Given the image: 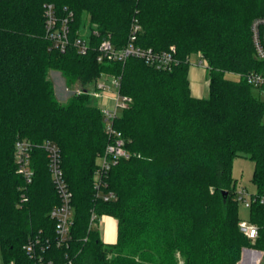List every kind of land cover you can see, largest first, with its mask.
I'll return each instance as SVG.
<instances>
[{
  "label": "trees",
  "instance_id": "obj_1",
  "mask_svg": "<svg viewBox=\"0 0 264 264\" xmlns=\"http://www.w3.org/2000/svg\"><path fill=\"white\" fill-rule=\"evenodd\" d=\"M49 3L58 15L73 13L71 38L87 23L86 55L50 49L43 36ZM256 19H264V0H0L3 264H31L22 250L31 236L54 239L48 212L58 198L45 153L36 147L45 141L59 149L74 212L68 246L47 250L56 264H237L243 247L264 251V201L249 208L257 234L250 245L238 226L231 177L233 158L243 155L254 163L256 194L264 192V103L235 76L264 70L252 41ZM134 20L139 31L133 44L157 52L174 47L176 66L156 70L136 58L96 61L103 38L117 49L126 45ZM192 54L206 67L205 98L190 94ZM49 70L60 71L68 85L113 74L119 93L130 99L114 121L129 157L104 177L101 192L112 194L107 201L96 197L93 181L95 159L108 143L100 110L87 94L59 103ZM17 140L34 146L29 185L17 173ZM105 215L117 222L112 245L97 229Z\"/></svg>",
  "mask_w": 264,
  "mask_h": 264
},
{
  "label": "built area",
  "instance_id": "obj_2",
  "mask_svg": "<svg viewBox=\"0 0 264 264\" xmlns=\"http://www.w3.org/2000/svg\"><path fill=\"white\" fill-rule=\"evenodd\" d=\"M44 18V39L49 43L50 49L64 53L68 48H73L78 55L84 56L90 48L87 37H83L77 32L71 38V24L73 13L66 11L64 15H58L53 4H46L43 8ZM139 26L134 20L130 26L126 45L117 49L109 38H103L97 48L96 61L123 63L128 58H136L145 65L156 70H169L178 64L175 57L174 47H170L166 52H157L151 48H140L133 44ZM252 41L256 58L264 61V19H256L251 24ZM92 35L96 36L95 30ZM204 63V62H203ZM199 65L203 66L201 62ZM205 68V64L203 66ZM242 78L252 88L264 90V70L251 71L246 74H235ZM89 96L98 101L103 120V131L108 138L103 153L98 158L97 168L93 175L96 197L107 201L112 198L111 193H102L101 186L104 177L107 176L110 168L118 159H127L128 152L124 149V139L119 131L114 128V121L120 112L127 106L130 99L119 93V78L102 79L95 85V89L89 92ZM110 105V106H109ZM44 151L47 156V169L50 175L53 189L58 198V204L53 206L48 212V217L54 222V239L41 238L34 235L28 238L23 244L22 250L31 264H56L54 258H47V250L51 244L56 248L67 247L70 240V227L73 222L72 194L63 177L61 168V158L57 145L50 141H45L36 146ZM34 146L26 140H17L14 144V159L17 173L23 178L25 185L32 181L33 171L30 167V157ZM235 199L238 204L249 209L255 203H263L264 192L261 194L249 193L244 188L236 189ZM97 218L91 215L90 226H95L94 220ZM239 229L250 240L256 238V227L249 221H239ZM66 258V256H65ZM8 264H14L9 262ZM64 264H72L66 260Z\"/></svg>",
  "mask_w": 264,
  "mask_h": 264
},
{
  "label": "rangeland",
  "instance_id": "obj_3",
  "mask_svg": "<svg viewBox=\"0 0 264 264\" xmlns=\"http://www.w3.org/2000/svg\"><path fill=\"white\" fill-rule=\"evenodd\" d=\"M86 20L84 19V22ZM81 35L83 37H87L90 34V30L88 29L87 23L84 24L83 29L81 30ZM201 62L204 66V61L198 56L197 54H192L189 57V63L190 65H198V63ZM202 66V67H203ZM204 75L207 78V71L206 67L204 68ZM115 77L113 74L109 73H101L96 78H91L86 80L84 83L75 82L72 85H68L64 76L62 73L58 70H49L47 72V79L52 83L53 86V92L54 97L57 99L59 103L65 104L67 103L71 98L74 96L80 95V94H87L89 95V92L94 91L95 85L98 81L104 79H110ZM233 77V76H232ZM252 94L261 102L264 103V90L259 91L252 89ZM207 95H205L206 97ZM93 103L98 107V101L93 99ZM110 106V105H109ZM264 122V117H263ZM100 155H98L95 159V165L98 163V158ZM46 162H47V156L45 154ZM254 163L246 158L243 155H238L233 158L232 165H231V177L235 183V188H244L249 193L256 194L257 188L252 183V173H253ZM237 214L241 221H249V209L244 208L243 205L238 204L237 206ZM250 223V222H249ZM252 224V223H250ZM255 226L254 224H252ZM256 227V226H255ZM254 240H249L250 245L254 244ZM256 254L258 256V259L253 261L252 256ZM0 264H3L2 256L0 254ZM237 264H264V251L256 250L251 247H243L241 249L240 253V260Z\"/></svg>",
  "mask_w": 264,
  "mask_h": 264
},
{
  "label": "crops",
  "instance_id": "obj_4",
  "mask_svg": "<svg viewBox=\"0 0 264 264\" xmlns=\"http://www.w3.org/2000/svg\"><path fill=\"white\" fill-rule=\"evenodd\" d=\"M190 94L194 98H205L208 95V80L204 75L201 65H190L187 73ZM207 97V96H206ZM97 229L100 240L107 245H112L117 239V222L111 216H102L98 219Z\"/></svg>",
  "mask_w": 264,
  "mask_h": 264
},
{
  "label": "water",
  "instance_id": "obj_5",
  "mask_svg": "<svg viewBox=\"0 0 264 264\" xmlns=\"http://www.w3.org/2000/svg\"><path fill=\"white\" fill-rule=\"evenodd\" d=\"M224 194H225V192H224Z\"/></svg>",
  "mask_w": 264,
  "mask_h": 264
}]
</instances>
